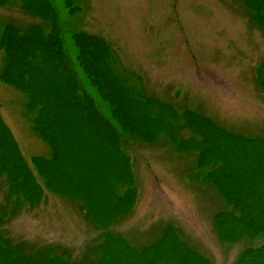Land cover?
<instances>
[{
	"label": "rangeland",
	"instance_id": "374dc122",
	"mask_svg": "<svg viewBox=\"0 0 264 264\" xmlns=\"http://www.w3.org/2000/svg\"><path fill=\"white\" fill-rule=\"evenodd\" d=\"M68 1L43 19L0 0V264H239L264 249V0ZM33 27L37 58L5 75L7 29ZM55 34L68 67L42 43ZM61 71L93 103L55 104Z\"/></svg>",
	"mask_w": 264,
	"mask_h": 264
},
{
	"label": "trees",
	"instance_id": "16d2710c",
	"mask_svg": "<svg viewBox=\"0 0 264 264\" xmlns=\"http://www.w3.org/2000/svg\"><path fill=\"white\" fill-rule=\"evenodd\" d=\"M21 1L23 2L25 9L31 12L32 15L39 16L43 19L50 16L48 13L49 9L47 8L48 0H21ZM66 2L68 3L67 5H70L68 0H66ZM258 11L260 12V10ZM31 29L33 30H30L29 32H21L20 30L17 31L16 29H12V28L7 29L6 34H5L6 41L3 40L1 42V47H2L1 50L5 52V56L8 58V61H7L8 64L4 69L5 75L9 69H10V72H12V74L15 77H23V75L25 74L26 65L24 63L25 61L23 60V58H26L29 55V53H27L26 51L27 50L26 47L28 43H29V47H31L34 37L36 38L40 34L38 32L39 28L33 27ZM51 37H52V40L49 42L42 40L44 47L46 48L48 53H51L50 56H54L53 58L55 59L57 65L61 64V65L68 67V62L65 57L66 54L63 52V49L61 48V41L59 39L58 34H55L54 36H51ZM55 37L57 40V45L54 50L52 48H48L47 46L48 44L49 45L53 44V42L55 41ZM75 38H76L78 45L80 46V55L78 59L80 61L81 66L83 67L84 72L86 73L87 78H89L92 81V83H94L98 87V89L100 90L104 89L105 88L104 86L97 85L98 80H103V78L95 71V66H94L95 63L89 64L85 60V46L86 44L89 43L88 37L83 36V35H75ZM32 55L33 57H35V59L37 58L35 53H33L32 51L29 58H26V59L32 61L31 59ZM61 74H62L61 81L52 80L54 84V88L58 84V85H61L63 89V90L60 89V91L57 92L58 97L55 98V101H54L55 104L61 103L63 105H69L72 102L76 103L77 100H79L82 103H89V104L93 103V99L89 95L81 91L82 89L80 87H77V89L75 90L70 87L69 82H66L64 84V82L68 80L69 74L63 73L62 71H61ZM57 79H59V76L57 77ZM53 112H56V111H53ZM57 115L58 116L61 115L60 108H57ZM58 119L60 120L61 118L59 117ZM92 122L94 123V129L98 130V128H96V124L94 120ZM37 131H39V128ZM4 157L5 159L9 161V164H11V167L8 169L9 172L12 169V167L13 168L18 167V170L19 168L28 169L27 164H25L23 160L20 159V156H17L15 160L11 159L9 155H6ZM22 165L24 167H21ZM256 226H257V223H255V227ZM221 230H226V232L230 231V229L226 227L225 225H221ZM6 252L7 251L3 250V253H6ZM190 252L185 250L184 255L189 258ZM244 255L245 256L243 257V259L240 261L239 264H264V249H250V250L248 249L244 253ZM191 260L195 264H198L197 258L195 256H193ZM201 264L203 263L201 262Z\"/></svg>",
	"mask_w": 264,
	"mask_h": 264
}]
</instances>
